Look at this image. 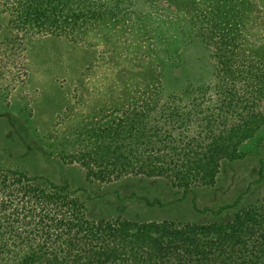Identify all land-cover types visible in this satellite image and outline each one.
I'll list each match as a JSON object with an SVG mask.
<instances>
[{"label":"trees","instance_id":"obj_1","mask_svg":"<svg viewBox=\"0 0 264 264\" xmlns=\"http://www.w3.org/2000/svg\"><path fill=\"white\" fill-rule=\"evenodd\" d=\"M138 4L139 9L133 0H0V10L12 27L32 35L79 42L99 30L138 40L148 33L169 55L188 37L168 32L184 22L190 33L185 50L195 43L205 50L211 82L185 86L162 74L136 96L118 101L108 115L82 121L54 141L68 153L63 164L80 166L91 183L132 176L165 179L184 195L212 188L223 162L239 160L242 144L264 125L257 111L264 101V63L243 68L240 59L249 55L232 44L251 0ZM0 264H264V195L228 223L93 221L68 187L4 167L0 159Z\"/></svg>","mask_w":264,"mask_h":264},{"label":"rangeland","instance_id":"obj_2","mask_svg":"<svg viewBox=\"0 0 264 264\" xmlns=\"http://www.w3.org/2000/svg\"><path fill=\"white\" fill-rule=\"evenodd\" d=\"M133 2L139 9L138 0ZM9 22V15L0 10V159L4 167L68 187L93 221L228 223L239 209L263 197L264 125L242 144L239 160L223 162L212 188L197 187L185 195L162 178L128 176L109 184L91 183L80 166L63 164L68 153L61 152L55 138L93 116L108 115L118 101L136 96L160 75L185 86L189 81H212L207 64L212 62L205 50L198 43L185 50L190 33L184 22L168 32L175 38L188 37L178 43L176 55H169L163 43L148 33V38L138 40L99 30L72 42L32 35ZM155 25L163 32L159 22ZM238 28L232 44L236 52L249 55L240 59L243 68L264 63V0H251L247 21ZM180 55H184L181 63ZM260 87L264 88V80ZM257 111L264 116V101Z\"/></svg>","mask_w":264,"mask_h":264}]
</instances>
